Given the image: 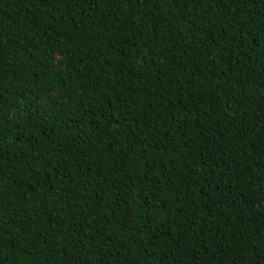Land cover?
<instances>
[{
  "label": "trees",
  "instance_id": "obj_1",
  "mask_svg": "<svg viewBox=\"0 0 264 264\" xmlns=\"http://www.w3.org/2000/svg\"><path fill=\"white\" fill-rule=\"evenodd\" d=\"M0 264H264V0H0Z\"/></svg>",
  "mask_w": 264,
  "mask_h": 264
}]
</instances>
